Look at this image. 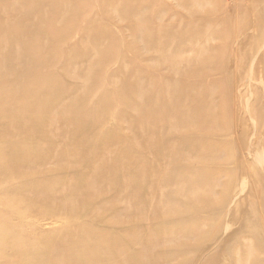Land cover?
<instances>
[{
	"label": "rangeland",
	"instance_id": "1",
	"mask_svg": "<svg viewBox=\"0 0 264 264\" xmlns=\"http://www.w3.org/2000/svg\"><path fill=\"white\" fill-rule=\"evenodd\" d=\"M17 210L52 264H264V0H0Z\"/></svg>",
	"mask_w": 264,
	"mask_h": 264
},
{
	"label": "bare ground",
	"instance_id": "2",
	"mask_svg": "<svg viewBox=\"0 0 264 264\" xmlns=\"http://www.w3.org/2000/svg\"><path fill=\"white\" fill-rule=\"evenodd\" d=\"M39 198H44V197L40 196ZM24 208L32 216L29 217V216H27L29 214H26L23 211L17 210L15 213H13L14 218L12 220V223H13L12 226L10 225L11 223L8 220L0 222V248H3L5 251H7V250L12 251L13 250L15 252H19L20 254H24V256H26V257L22 258V260L24 261L23 263H25V264H47L48 262H49L48 264H52L54 259L56 258V256H54L52 253H50V250H48V249L44 250V248L41 247L40 248L41 251L40 250L37 251V248L33 249L32 247L31 248H25L24 247L25 250H23L24 249L23 246L26 244L24 242H26L25 240H27V239H26L23 231H22L23 236H21V237L16 236L17 232L15 231V229L19 230L20 228L22 229V227H29L30 226L29 223H31V222L27 220L28 222L25 223L23 221V219L27 218V217L37 218V223H38V221L48 220V219L55 220V222H56L58 219H64V218H68V217H71V218L77 217V215H79V214H77L79 211H75V210L74 211H68V212L63 211V213L61 215H55L53 212V209L51 207L46 209L45 207H43V208L33 207V206L28 207V205H26ZM30 210H32V211H30ZM64 213H66V214H64ZM114 213H116V212H114ZM118 217L121 218L120 215ZM42 223H43V221H42ZM9 226H11V227H9ZM125 227H126V225H125ZM227 227H229V225H227ZM34 246H37V245H34ZM4 257H5V259L3 258L2 254L0 253V261H1V259H3L4 264H8V263L10 264V258H7L8 255L4 256Z\"/></svg>",
	"mask_w": 264,
	"mask_h": 264
}]
</instances>
